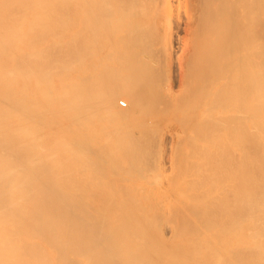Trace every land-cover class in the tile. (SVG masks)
Returning <instances> with one entry per match:
<instances>
[{
  "label": "bare ground",
  "instance_id": "obj_1",
  "mask_svg": "<svg viewBox=\"0 0 264 264\" xmlns=\"http://www.w3.org/2000/svg\"><path fill=\"white\" fill-rule=\"evenodd\" d=\"M0 264H264V0H0Z\"/></svg>",
  "mask_w": 264,
  "mask_h": 264
},
{
  "label": "rangeland",
  "instance_id": "obj_2",
  "mask_svg": "<svg viewBox=\"0 0 264 264\" xmlns=\"http://www.w3.org/2000/svg\"><path fill=\"white\" fill-rule=\"evenodd\" d=\"M176 30H177V29H175L173 35H174V44L176 45L175 47H176V49L178 50V49H179V47H178V45H179V43H178V42H179V38H178L177 35H179L180 32H179L178 30H177V31H178V32H177ZM176 32H177V35L175 34ZM175 39H177V40H175ZM175 41H176V42H175ZM177 50H176V51H177ZM120 70H121V69H118L117 71L121 72ZM123 71H125V70H123ZM123 71H122V72H123ZM119 72H118V73H119ZM125 72H126V71H125ZM127 72H128V71H127ZM119 85H121V84L118 83V86H117L118 89H119ZM120 87H121V86H120ZM121 88H122V87H121ZM120 90H121V89H120ZM120 92H121V91H120ZM121 93H122V92H121ZM123 95H124V94H123ZM121 97H122V94H121ZM119 98H120V97H119ZM119 98H118V100H117V101H118L117 104H119V101L125 99V97H123V99L120 98L121 100H119ZM126 99H127V98H126ZM118 106H119V105H118ZM119 108H120V110H122V109L124 110L123 107H119ZM125 109H126V108H125ZM123 110H122V111H123ZM93 130L95 131V129H93ZM96 131H97V130H96ZM96 131H95V132H96ZM99 133H100V132H99ZM101 133H102V132H101ZM100 135H101V134H100ZM168 167L170 168V169L168 168V170H169L168 172H170V171H171V167H170V166H168ZM165 230H166V229H164V232H165V233H164V236H165L167 239H169V238L171 239L173 235H172L171 232H169L168 230H166V231H165ZM167 231L169 232L170 235L167 234V233H168Z\"/></svg>",
  "mask_w": 264,
  "mask_h": 264
},
{
  "label": "built area",
  "instance_id": "obj_3",
  "mask_svg": "<svg viewBox=\"0 0 264 264\" xmlns=\"http://www.w3.org/2000/svg\"><path fill=\"white\" fill-rule=\"evenodd\" d=\"M120 105H121L122 107H126V106H127V102H126L125 100H121V101H120Z\"/></svg>",
  "mask_w": 264,
  "mask_h": 264
}]
</instances>
